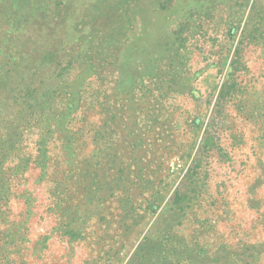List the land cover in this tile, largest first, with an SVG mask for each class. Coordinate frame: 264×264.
<instances>
[{"label":"rangeland","instance_id":"obj_1","mask_svg":"<svg viewBox=\"0 0 264 264\" xmlns=\"http://www.w3.org/2000/svg\"><path fill=\"white\" fill-rule=\"evenodd\" d=\"M13 1L0 264H264V0Z\"/></svg>","mask_w":264,"mask_h":264},{"label":"trees","instance_id":"obj_2","mask_svg":"<svg viewBox=\"0 0 264 264\" xmlns=\"http://www.w3.org/2000/svg\"><path fill=\"white\" fill-rule=\"evenodd\" d=\"M0 1H4L3 2V4H4V6L9 10H11V7H14V1H13V4L11 3L10 5L8 4V2L10 1V0H0ZM1 10V9H0ZM5 17H6V15H4ZM109 18H111V17H108L107 18V20L109 19ZM6 21H8V22H6ZM2 22H6L7 24H4V23H2ZM1 23L2 24H4V25H6V27L8 26V27H12V25H13V18L11 19V15H10V13H8V18L7 19H5V20H3V18H2V21H1ZM40 24H41V26H44L41 22H40ZM23 27L24 28H28L29 26L28 25H26V24H24L23 25ZM23 29V28H22ZM15 31H16V29L15 30H13V29H11V28H9L8 29V31H6V33H5V38H6V41L8 42V41H10L12 38H14L13 36L14 35H16V37L19 35V33L21 32V31H19L18 33H16L15 34ZM86 32V31H85ZM8 37V38H7ZM17 58H19V57H17ZM11 71L12 70H9V73H11ZM8 73V75H10ZM63 73V72H62ZM57 74H60L59 72L57 73ZM32 89H34V90H36V88H28V87H26L25 88V90L23 89L22 91H23V93H24V95H23V97L24 96H28L29 95V93H31L32 92ZM31 90V91H30ZM56 90L57 89H54V93H56ZM52 100V99H51ZM53 102V100L52 101H50L49 103H47V106L50 104V103H52Z\"/></svg>","mask_w":264,"mask_h":264}]
</instances>
